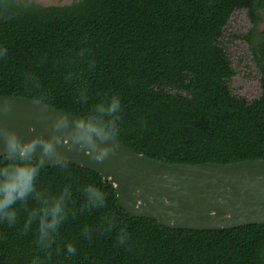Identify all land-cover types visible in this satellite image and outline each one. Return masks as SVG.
I'll list each match as a JSON object with an SVG mask.
<instances>
[{
	"label": "trees",
	"instance_id": "trees-1",
	"mask_svg": "<svg viewBox=\"0 0 264 264\" xmlns=\"http://www.w3.org/2000/svg\"><path fill=\"white\" fill-rule=\"evenodd\" d=\"M11 3V0H9ZM36 4V3H35ZM244 11L250 28L243 40L255 66L260 95H234L235 75L222 43L235 12ZM264 0H78L68 5L20 11L0 8V96L33 99L23 74L34 73L53 98L50 106L77 114L73 87L87 85L93 100L121 96L119 141L137 153L178 164H226L264 159V29L255 33ZM79 78L66 82L69 72ZM45 166L37 186L58 191L71 183L77 205L91 183L108 194L130 234L128 250L116 234L86 239L84 224L101 215L93 210L62 225L60 255L48 264H264V224L226 230L171 229L122 209L114 186L84 167ZM31 206V201H29ZM0 223V264H29L34 234ZM66 242L75 246L69 255Z\"/></svg>",
	"mask_w": 264,
	"mask_h": 264
},
{
	"label": "clouds",
	"instance_id": "clouds-1",
	"mask_svg": "<svg viewBox=\"0 0 264 264\" xmlns=\"http://www.w3.org/2000/svg\"><path fill=\"white\" fill-rule=\"evenodd\" d=\"M14 6L20 11H31L35 0H0V8L5 12ZM8 49L0 46V59H6ZM79 78L69 72L67 83ZM23 87L33 95L38 113L48 112L53 102L51 95L43 89L38 77L32 72L23 74ZM73 101L84 111L79 114L61 111L48 117L47 135L30 127L31 135L21 136L15 129L7 127L3 118L10 115L15 107L12 97H0V223L8 226L20 223L18 208L24 211L22 234L33 233L35 254L29 264H48L52 255H60L59 237L62 225L69 218L93 210L100 212L94 225L84 224L81 232L86 239L93 234H116L117 246L128 248L130 234L126 225H121L118 216L108 211V194L95 184H85L81 188L83 202L77 205L71 183L58 191L37 186L45 161H50L67 170L69 152H82L96 163H103L117 150L115 141L120 136L123 105L118 93L105 92L93 100L86 84L73 87ZM31 201V206L29 205ZM67 254H75V246L66 242ZM128 250H131L128 248Z\"/></svg>",
	"mask_w": 264,
	"mask_h": 264
},
{
	"label": "water",
	"instance_id": "water-1",
	"mask_svg": "<svg viewBox=\"0 0 264 264\" xmlns=\"http://www.w3.org/2000/svg\"><path fill=\"white\" fill-rule=\"evenodd\" d=\"M0 97L14 98V110L3 122L21 136L31 135L33 126L47 135L48 117L62 111L49 105L40 114L33 99ZM115 144V154L103 163L76 151L67 153V159L110 182L119 206L131 216L200 231L264 224V159L178 164L137 153L118 139ZM44 165L56 166L47 160Z\"/></svg>",
	"mask_w": 264,
	"mask_h": 264
},
{
	"label": "rangeland",
	"instance_id": "rangeland-1",
	"mask_svg": "<svg viewBox=\"0 0 264 264\" xmlns=\"http://www.w3.org/2000/svg\"><path fill=\"white\" fill-rule=\"evenodd\" d=\"M76 1L78 0H35V3L49 6L68 5ZM260 16L261 22L255 29V33L264 29V12ZM249 28L250 24L245 17V12H235L230 18L221 40L226 46L227 55L235 71V75L230 81V89L234 95L242 96L248 100L260 95L257 73L246 43L241 39H236L234 36L245 34Z\"/></svg>",
	"mask_w": 264,
	"mask_h": 264
}]
</instances>
